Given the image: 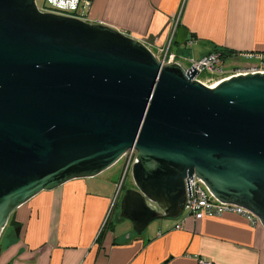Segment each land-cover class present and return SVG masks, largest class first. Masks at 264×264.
I'll return each instance as SVG.
<instances>
[{
  "label": "water",
  "instance_id": "obj_1",
  "mask_svg": "<svg viewBox=\"0 0 264 264\" xmlns=\"http://www.w3.org/2000/svg\"><path fill=\"white\" fill-rule=\"evenodd\" d=\"M197 73L107 26L0 0V238L33 197L131 150L118 215L134 235L178 219L194 176L264 229V74L208 88Z\"/></svg>",
  "mask_w": 264,
  "mask_h": 264
},
{
  "label": "crops",
  "instance_id": "obj_2",
  "mask_svg": "<svg viewBox=\"0 0 264 264\" xmlns=\"http://www.w3.org/2000/svg\"><path fill=\"white\" fill-rule=\"evenodd\" d=\"M91 2L89 23L151 51L170 43L183 67L181 60L188 66L215 49L264 57V0ZM105 174L41 192L15 210L0 238V264H264V229L239 215L158 220L141 236L102 231L113 198L100 192Z\"/></svg>",
  "mask_w": 264,
  "mask_h": 264
},
{
  "label": "built area",
  "instance_id": "obj_3",
  "mask_svg": "<svg viewBox=\"0 0 264 264\" xmlns=\"http://www.w3.org/2000/svg\"><path fill=\"white\" fill-rule=\"evenodd\" d=\"M91 0H44V9L38 10L42 13H50L63 17L78 19L83 22L89 20V9L91 8ZM170 43L164 48L157 51H151L155 58L163 65H171L178 63L174 54L169 52ZM234 62L230 68L225 69L226 62ZM181 65V64H180ZM182 66V65H181ZM183 67V66H182ZM193 67L198 72L195 81L205 87L213 88L221 81L228 80L231 77L247 74H264V57L261 53H239L233 52L230 56H224L221 52H210L198 60H191L187 67H183L188 71ZM203 74H209L210 77L201 78ZM136 160V152L131 150L123 155L119 162H122L123 177L121 182L116 186L115 192L109 206L106 218L112 214L114 207L118 203L121 191H123L124 178L129 172ZM118 162V163H119ZM193 180V181H192ZM189 181L191 197L186 199L183 217H192L201 219L203 217H215L223 214H233L245 217L252 225L259 223L258 219L249 211L232 205L220 203L206 188V186L196 177ZM105 223V221H104ZM104 226V224H103ZM182 228L181 222L174 227L175 230ZM198 264H213L206 260H199Z\"/></svg>",
  "mask_w": 264,
  "mask_h": 264
},
{
  "label": "rangeland",
  "instance_id": "obj_4",
  "mask_svg": "<svg viewBox=\"0 0 264 264\" xmlns=\"http://www.w3.org/2000/svg\"><path fill=\"white\" fill-rule=\"evenodd\" d=\"M35 3L39 9H44V0H35ZM181 63H183L185 65L184 67H187L186 63L183 62V60H181ZM233 64H235V63L228 61V62H226L224 67H225V69H228ZM204 77H210V75L209 74H203L201 76V78H204ZM105 173H106L105 177H103L101 181L98 180V184L101 187L100 192L105 196L106 195L113 196V193L115 190L114 183H116L118 185L121 182V179L123 177L122 162L117 163V165H115L114 167H112L111 169H109ZM91 183H93L92 186L97 185L96 182H91ZM132 187H133V181H132L130 173L128 172L124 178L123 188L127 189V188H132ZM93 188L94 187H92V189ZM124 189H123V191H124ZM97 190H98V188H97ZM123 191H121L120 197H121ZM120 197L118 199V203L120 201ZM118 213H119V208L117 210L114 209L112 214H110V216L108 215V217L105 218L106 225L104 223V225H105L104 229L106 230L109 228H111V229L113 228V230H115L116 233H118V234H122L125 231L131 233L132 232L131 224L128 221L121 220L119 218ZM170 221H174V220H170ZM155 222H153V223H155ZM150 225L152 227V223ZM7 229H9V228H7ZM7 229H6V231H7ZM16 229H17V227L14 229L15 232H16Z\"/></svg>",
  "mask_w": 264,
  "mask_h": 264
},
{
  "label": "trees",
  "instance_id": "obj_5",
  "mask_svg": "<svg viewBox=\"0 0 264 264\" xmlns=\"http://www.w3.org/2000/svg\"><path fill=\"white\" fill-rule=\"evenodd\" d=\"M213 51H218V52H221L224 56H230V55H232V53L233 52H231V51H227V50H219V49H215V50H213ZM124 189V188H123ZM122 189V190H123ZM125 190V189H124ZM119 207H118V203L116 204V206L114 207V209H118ZM122 220V219H121ZM12 225V222L11 221H8V224H7V226H6V228H5V230L8 228V227H10ZM105 225H106V223H105ZM105 225L103 226V230L102 231H104L105 229H104V227H105ZM5 230H4V232H5ZM102 231H101V233H102ZM3 232V233H4ZM3 233H2V235H3ZM2 237V236H1Z\"/></svg>",
  "mask_w": 264,
  "mask_h": 264
}]
</instances>
